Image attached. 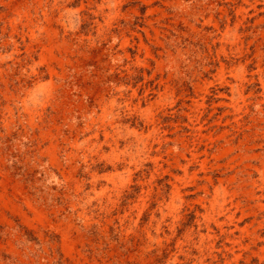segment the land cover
Wrapping results in <instances>:
<instances>
[{
  "label": "rangeland",
  "instance_id": "obj_1",
  "mask_svg": "<svg viewBox=\"0 0 264 264\" xmlns=\"http://www.w3.org/2000/svg\"><path fill=\"white\" fill-rule=\"evenodd\" d=\"M0 264H264V0H0Z\"/></svg>",
  "mask_w": 264,
  "mask_h": 264
}]
</instances>
